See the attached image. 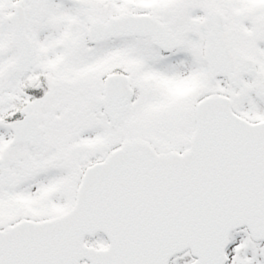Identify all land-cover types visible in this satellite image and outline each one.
<instances>
[{"label": "snow or ice", "instance_id": "snow-or-ice-1", "mask_svg": "<svg viewBox=\"0 0 264 264\" xmlns=\"http://www.w3.org/2000/svg\"><path fill=\"white\" fill-rule=\"evenodd\" d=\"M0 264H264V0H0Z\"/></svg>", "mask_w": 264, "mask_h": 264}]
</instances>
